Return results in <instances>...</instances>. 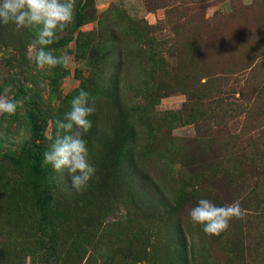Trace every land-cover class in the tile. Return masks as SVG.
Here are the masks:
<instances>
[{"label":"rangeland","instance_id":"rangeland-1","mask_svg":"<svg viewBox=\"0 0 264 264\" xmlns=\"http://www.w3.org/2000/svg\"><path fill=\"white\" fill-rule=\"evenodd\" d=\"M36 31L0 23V94L10 89V97L23 100L14 114H0V197L6 199L0 203L2 264H158L157 247L142 256L133 234L145 219L127 189L118 186L135 181L118 154L122 140L133 145L136 169L176 208L193 264H264L261 229L253 221L249 228L242 221L241 228V220L233 218L226 231L208 235L187 216L199 199L224 206L233 194L219 168L206 189L191 192L200 148L254 122L264 127V0H76L73 23L48 46L69 63L52 68L38 69L32 58L29 44ZM82 60L86 70L77 66ZM223 73L231 80L217 85L214 79ZM82 88L95 108L82 138L96 173L76 191L67 169L56 172L43 153L49 136L65 135L56 122ZM214 96L257 100L245 111V105L205 100ZM35 136L40 184L57 191L40 212L30 196L23 202L13 195L30 187ZM138 176V191L154 196ZM70 189L81 202L60 197ZM231 197L236 201L238 194ZM127 219L132 227L118 228ZM98 227L103 228L99 238ZM75 242L83 244L78 249Z\"/></svg>","mask_w":264,"mask_h":264},{"label":"trees","instance_id":"trees-1","mask_svg":"<svg viewBox=\"0 0 264 264\" xmlns=\"http://www.w3.org/2000/svg\"><path fill=\"white\" fill-rule=\"evenodd\" d=\"M231 77L223 73L218 78L214 79L217 85L225 84ZM115 89V87H114ZM252 92L256 93L255 90ZM256 94L260 95V92ZM257 96V95H255ZM264 99V98H263ZM205 100L211 103L221 104L223 106L239 108L245 105L244 110L252 108V105L257 100V97L248 96L242 100L232 97L231 102L227 99L220 100L214 97H207ZM240 100V101H239ZM241 104H240V103ZM260 107H264L261 104ZM250 110V109H249ZM244 113V112H243ZM245 130L239 134L230 135L225 133L222 137L210 140V144L206 145L203 149L200 148V154L197 151L196 156H200V159L196 161L199 166V170L196 172L195 180L192 184L194 191H201L208 187V180L213 179L214 170L219 168L221 172V180L227 182L231 186V196L238 194L237 200L241 202V208L245 210V215L240 219V226L242 228V221L245 220L247 224H251L252 221L256 224L255 229L259 230L261 239L264 241V127L257 125L255 122L251 123V126L244 127ZM33 133H36V123L33 122ZM37 137H33L31 140V155H30V170L32 173V180L30 181V187L27 190L15 192L13 195L19 201L28 200L34 202V207L40 212L44 210L48 204L54 201V194L57 191L45 189V185L40 184L42 179V170L39 167V144L36 143ZM219 141V142H218ZM122 145H118L117 150L120 154V159L125 158L127 167L135 177L129 186L127 181L125 184L118 183L120 188L127 189V195L130 198L132 206L136 209L137 213L143 215L145 219L144 227L137 230L134 233L135 241L139 244L141 254L143 257L149 255V250L159 252L157 262L158 264H193L191 246L187 240L186 234L182 228L179 219L175 218L176 208L170 201L167 200L158 190V188L151 184V182L136 169L134 164L132 147L130 142L122 140ZM132 145V146H131ZM203 156V157H202ZM135 172H134V171ZM139 175V176H138ZM136 176L141 183L149 184L154 189V196L151 193H147L144 189L138 191ZM192 176V175H191ZM66 182H69L68 176L65 175ZM126 180V179H125ZM146 185H144L145 187ZM70 194L64 197L61 194L60 197L69 204H75L78 201L73 199L77 195L73 189H70ZM28 191V192H26ZM228 197L227 203L230 204L234 200ZM9 199V197L7 198ZM12 199V197H11ZM6 201L0 197V203ZM130 220L127 219L125 223H118V228L128 227ZM132 227V225H130ZM103 233V228L98 227L94 230V236L96 234L99 238ZM83 242H75L79 249ZM75 247V249H77ZM263 248V245H262ZM2 259V260H1ZM3 262V257L0 251V264Z\"/></svg>","mask_w":264,"mask_h":264},{"label":"clouds","instance_id":"clouds-1","mask_svg":"<svg viewBox=\"0 0 264 264\" xmlns=\"http://www.w3.org/2000/svg\"><path fill=\"white\" fill-rule=\"evenodd\" d=\"M76 0H0V23H12L17 29L35 27V39L29 44L32 58L38 69L67 65L69 57L56 56L48 46L54 43L58 32H63L74 21ZM87 69V62L77 65ZM5 89L0 94V114H14L23 100L10 97ZM90 93L80 89L70 102V109L56 122L57 127L64 130L65 135L57 136L51 141L47 151L43 153L45 164H51L56 172L67 169L71 186L81 191L96 173L95 166L89 162L87 141L82 138L92 123L88 117L95 111L90 105ZM245 210L239 200L224 206H217L208 199H199L196 206L187 210V216L193 225L202 226L208 235H219L226 231L229 222L242 219Z\"/></svg>","mask_w":264,"mask_h":264}]
</instances>
